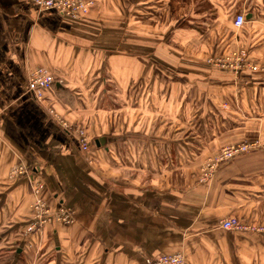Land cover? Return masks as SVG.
Listing matches in <instances>:
<instances>
[{
  "label": "crops",
  "instance_id": "0c3cea01",
  "mask_svg": "<svg viewBox=\"0 0 264 264\" xmlns=\"http://www.w3.org/2000/svg\"><path fill=\"white\" fill-rule=\"evenodd\" d=\"M94 1L73 20L0 0V264H264V233L221 228L264 227V0ZM242 50L241 73L208 62ZM39 67L56 79L42 101L27 90ZM240 143L257 147L201 182ZM37 187L74 224L27 234Z\"/></svg>",
  "mask_w": 264,
  "mask_h": 264
},
{
  "label": "built area",
  "instance_id": "2783aa9c",
  "mask_svg": "<svg viewBox=\"0 0 264 264\" xmlns=\"http://www.w3.org/2000/svg\"><path fill=\"white\" fill-rule=\"evenodd\" d=\"M37 6L45 10H55L61 15L72 19H80L87 16L95 6L94 0H33ZM245 24V16L237 15L233 22V27L242 28ZM208 62L216 68L223 70H232L236 73H241L246 68L247 54L246 51L233 52L228 56L211 57ZM250 69H255L250 67ZM56 79L45 68L39 67L35 69L28 80V91L36 101H42L44 93L55 86ZM51 116L64 129L75 137L78 147L82 152H89L91 149L90 139L87 132L81 127H72L64 119H62L54 110H50ZM256 144L240 143L223 147L217 155L210 158L204 167V176L201 182L209 181L218 169L223 164L233 160L234 158L250 152ZM25 169L20 167L16 169L14 174L23 175ZM40 188L34 190V202L31 206L33 221L27 228V234H34L42 231L47 225L61 224L70 226L75 222V214L72 210L61 208L58 211L49 209L46 202L40 196ZM221 228L224 231L235 233H250L261 234L264 233V227L253 223L241 221L236 217H229L224 219L221 223ZM146 264H187V260L182 253L162 254L158 257L149 258Z\"/></svg>",
  "mask_w": 264,
  "mask_h": 264
},
{
  "label": "water",
  "instance_id": "95a60500",
  "mask_svg": "<svg viewBox=\"0 0 264 264\" xmlns=\"http://www.w3.org/2000/svg\"><path fill=\"white\" fill-rule=\"evenodd\" d=\"M107 143V139L106 138H101L98 141H96V145L98 147H100L101 145H105Z\"/></svg>",
  "mask_w": 264,
  "mask_h": 264
},
{
  "label": "rangeland",
  "instance_id": "374dc122",
  "mask_svg": "<svg viewBox=\"0 0 264 264\" xmlns=\"http://www.w3.org/2000/svg\"><path fill=\"white\" fill-rule=\"evenodd\" d=\"M94 8H95V7H94ZM94 8H93V9H94ZM89 14H90V13H89ZM89 14H88V15H89ZM85 17H87V16H85ZM81 18H84V17H81ZM81 18H80V19H81ZM70 19H72V18H70ZM80 19H73V20H80ZM219 56H220V55H217V56H214V57H219ZM220 57H221V56H220ZM214 175H215V174H214ZM214 175H213V176H214ZM203 176H204V174H203ZM201 179H202V178H201ZM187 263H188V262H187Z\"/></svg>",
  "mask_w": 264,
  "mask_h": 264
},
{
  "label": "trees",
  "instance_id": "16d2710c",
  "mask_svg": "<svg viewBox=\"0 0 264 264\" xmlns=\"http://www.w3.org/2000/svg\"><path fill=\"white\" fill-rule=\"evenodd\" d=\"M187 260V259H186ZM188 262V261H187Z\"/></svg>",
  "mask_w": 264,
  "mask_h": 264
}]
</instances>
